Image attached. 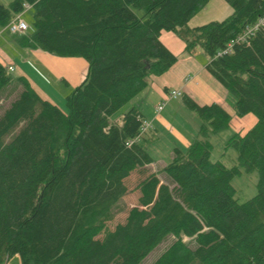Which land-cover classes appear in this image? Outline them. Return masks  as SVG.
I'll list each match as a JSON object with an SVG mask.
<instances>
[{
  "label": "trees",
  "instance_id": "1",
  "mask_svg": "<svg viewBox=\"0 0 264 264\" xmlns=\"http://www.w3.org/2000/svg\"><path fill=\"white\" fill-rule=\"evenodd\" d=\"M209 1L0 0L2 27L25 3L34 9L19 44L89 65L65 112L0 61V108L9 102L0 112V264L16 255L21 264H140L170 236L152 264H264V26L219 54L264 14V0H226L228 17L190 27ZM164 31L189 54L203 48L207 70L236 96V115L257 118L226 143L238 165L212 160L210 135L232 120L220 103L182 95L200 116L201 137L186 151L174 148L159 172L147 170L156 137L146 138L151 128L141 134L142 112L132 106L110 121L150 76L177 62ZM242 169L258 173L257 194L246 201L232 183ZM135 171L143 176L133 188L137 202L111 227Z\"/></svg>",
  "mask_w": 264,
  "mask_h": 264
},
{
  "label": "rangeland",
  "instance_id": "2",
  "mask_svg": "<svg viewBox=\"0 0 264 264\" xmlns=\"http://www.w3.org/2000/svg\"><path fill=\"white\" fill-rule=\"evenodd\" d=\"M1 1L5 4H9L12 0ZM217 1L218 0H214V2L209 6V13L200 12L195 21L198 22L206 20L205 22H207L210 16H216L212 14V11L214 9H218V6H220ZM222 1L231 7V5L226 0ZM138 12L141 14L144 13L143 10H140ZM22 15L23 18L33 27L34 9L32 7L25 9ZM215 18H222L221 20H223L225 16L223 15ZM0 27L2 28V26ZM8 31L10 30L8 29ZM6 33L10 37L13 34L12 32V34L9 32ZM194 53L196 54V60L198 62H203L204 64L205 62H207L205 60L208 59V55L203 48L199 47ZM88 68L89 66L87 65L86 68L77 73V78L79 79L78 83H75L66 75H58L47 66H45V68H42L44 75L40 74L37 69L34 68L36 73L31 71V76H33L34 78V85L39 93L43 97L53 101L63 111L67 112L68 108L66 104V96L70 94L77 85L84 81V79L88 75ZM13 72L19 74L18 71ZM192 75H194V73ZM209 76L212 77L211 75ZM211 79H213L214 83L219 85L222 89H225L228 95L225 105L227 110L232 113L233 118L229 127L223 129L220 132L210 135V139L213 143L212 160H220L227 166L238 165L239 161L237 150H235L234 148H226V143L235 132H239L240 130H242V127L239 126H245L246 124H249L250 117L255 118V115L251 114V116L248 117L236 115L235 94H233L227 87H225L215 78L212 77ZM149 89L150 87L146 88L136 97L122 106L119 110H117L113 115H111L110 121L120 122L124 112L129 110L133 105L138 106L139 109L141 107L144 110L143 111L142 109H140L143 113L146 114L148 118L151 119L150 121H152L153 125L152 128L146 133V138H149L151 136L156 137L155 141L148 143L149 151L155 158L153 168L148 171L151 172L154 169L159 172L165 166V164L169 163L172 160L170 155L172 154L173 149L176 146H180L183 151H186L187 147L185 145V142L187 138H190V140L193 141L196 138L201 137V134L199 133V125H197V119H200V116L196 111L189 109L185 105L182 96L176 99L169 100L165 106V110L161 113H157L154 110V106L157 104L159 98L154 93H151ZM200 97L202 98V102H206V104L213 103V101H208L211 99L209 96L200 95ZM8 104L9 102L2 103L3 107L0 108V112H2L4 106ZM147 112H150V114H148ZM160 114L164 117L156 120L155 122V117L157 115H159L160 117ZM160 176L163 180L169 181L164 173H160ZM142 177L143 176L140 175L139 171H135L128 178L127 184L130 188V191L121 202L122 211L114 218L113 221L109 222V226L112 227L117 221H123L127 215L128 208L133 206L137 202L138 193L137 191L133 190V188L137 185L139 180L142 179ZM257 182V171L246 172L244 169H242V172L236 175L232 180V183L236 189L235 197L240 201H246L254 197L258 191ZM173 240L174 236H170L167 240L159 244L140 264H152L164 252V250L168 248ZM6 264H21V258L20 256L16 255L12 257Z\"/></svg>",
  "mask_w": 264,
  "mask_h": 264
},
{
  "label": "crops",
  "instance_id": "3",
  "mask_svg": "<svg viewBox=\"0 0 264 264\" xmlns=\"http://www.w3.org/2000/svg\"><path fill=\"white\" fill-rule=\"evenodd\" d=\"M213 2L214 0H210L209 3L189 21L188 24L190 27L202 25L212 20H221L222 18L219 19L215 17L224 15L226 18L233 12L232 7L227 5L222 0H218L217 2L220 4V6H218V9H214L212 11V14L216 16H210L207 22H205L206 20L196 22L195 20L200 12H210L209 6ZM6 32L11 33L6 27H0V61L6 67H9L10 65L13 66V71H18L20 75L27 76L34 88V78L33 76H31V71L36 73L34 68H36L40 74L44 75L42 68H45V66H47L58 75H66L75 83H78L79 79L77 78V73L86 68V66L88 65V62L83 57H62L48 53L40 48H30L23 46L19 44L16 38L18 34L11 33L12 36L10 37ZM161 40L173 53L178 56V60L169 70H167L163 74L152 75L149 77V84L147 88L150 87L149 91L158 96L159 100L157 104L166 98V91L170 89H179L183 94H189L190 96L197 99L201 104H206V102L204 103L201 100L202 96L200 97V95H203L209 96L211 98L208 101L220 103L226 108L225 103L228 95L225 89H222L219 85L214 83L213 79H211L213 76L206 68L209 58L205 60L207 61L205 62V64L203 62H198L196 60V54L187 53L185 49V43L172 31H164L161 35ZM193 73L194 75H192ZM209 75H211L212 77H210ZM37 92L39 93L38 90ZM133 107H137L139 109L138 106L133 105ZM140 109L142 108L140 107ZM142 110L140 111L142 112ZM147 113L150 114V112ZM142 114L145 118L151 120L146 116L145 113L142 112ZM248 116H251V114H247L244 117ZM162 117L164 116L161 114L160 117L159 115H157L155 117V122ZM256 121V117H250L249 124H246L245 126H239L242 127V130L240 131L244 133L249 128H251L256 123ZM197 123V125H199L200 127L201 119H197ZM191 142L192 140H190V138L186 139L185 145L187 148L191 144ZM176 147L182 149L180 146ZM174 156L175 153L173 149L170 157L173 159ZM153 166L154 162L147 166V170L152 169ZM152 171L157 170L153 169Z\"/></svg>",
  "mask_w": 264,
  "mask_h": 264
},
{
  "label": "built area",
  "instance_id": "4",
  "mask_svg": "<svg viewBox=\"0 0 264 264\" xmlns=\"http://www.w3.org/2000/svg\"><path fill=\"white\" fill-rule=\"evenodd\" d=\"M30 7H31L30 4L25 3V9H28ZM22 14L23 13H19L18 15H16L13 18V20L9 23L7 28L10 30V32H12V33H26L32 27L23 18ZM263 26H264V14L261 15L255 23L247 26L243 30V32L240 35H238L237 38L235 40H233L231 42V44L225 50L220 52L219 54L221 55L223 53H227V52L231 51V48H232L234 43L248 42L250 40V38L253 37ZM7 68L11 71L14 70V67L11 65ZM166 95L167 96L163 101H161L160 103L155 105V111L157 113H161L162 111H164L165 106L169 100L176 99V98L182 96L183 93L179 89H170V90L166 91ZM152 126H153L152 121H150L147 118H144L142 121V125H141V134L147 132L150 128H152Z\"/></svg>",
  "mask_w": 264,
  "mask_h": 264
}]
</instances>
